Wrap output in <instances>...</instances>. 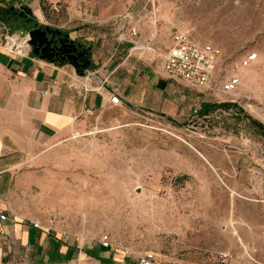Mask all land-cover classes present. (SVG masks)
Returning <instances> with one entry per match:
<instances>
[{"label": "rangeland", "instance_id": "374dc122", "mask_svg": "<svg viewBox=\"0 0 264 264\" xmlns=\"http://www.w3.org/2000/svg\"><path fill=\"white\" fill-rule=\"evenodd\" d=\"M76 2L81 6L70 11ZM44 8L42 25L68 34L73 15L86 21L130 13L158 30L164 50L176 32L219 47L205 94L239 110L207 117L193 110L170 121L112 107L89 118L77 139L51 152L35 147L34 155L1 139L0 159L12 172L42 183L30 192L56 196L59 205L46 207L51 218L43 227L83 235L84 252L109 235L108 256L117 264H137L146 252L156 253L159 264H221L222 251L231 254L227 264H264V131L246 117L264 126V0H71L45 1ZM248 53L258 60L243 69ZM232 74L241 81L234 94L210 90ZM67 264L98 263L82 253Z\"/></svg>", "mask_w": 264, "mask_h": 264}, {"label": "crops", "instance_id": "0c3cea01", "mask_svg": "<svg viewBox=\"0 0 264 264\" xmlns=\"http://www.w3.org/2000/svg\"><path fill=\"white\" fill-rule=\"evenodd\" d=\"M45 1L55 2L57 6L71 0H0V9L29 7L42 25ZM80 6L77 2L71 4L70 11L77 12ZM72 17L68 24L70 38L91 49V71L98 74L94 80L78 78L68 63H50L34 54L30 58H17L3 50L1 45L8 32L28 31L12 28L2 20L0 12V149L1 139H8L15 151L34 155L35 147L42 145L37 152L44 148L54 151L64 142L80 137L89 118L99 119L112 107L125 106L148 118L173 121L193 110L201 116L204 108L216 104L209 100L204 88H193L167 76L162 60L154 54L132 51L129 37L132 28L137 29L144 44L164 48L158 44V30L154 32L141 26L132 14H124L122 18H131L125 20L91 18L85 21ZM173 35L167 49L172 46ZM105 80L108 82L101 90L84 92L85 85L94 88ZM115 92L121 101L118 106L110 103L111 93ZM11 166L0 159V264H67L80 258L82 253L98 264H117L100 245L84 252L83 235H62L43 227L51 218L46 207L59 205L56 196L47 200L35 196L34 190L30 191L42 183L20 180L27 173L12 172ZM50 185L53 192V184ZM1 216H6V220ZM30 221L39 222L42 227L34 228Z\"/></svg>", "mask_w": 264, "mask_h": 264}, {"label": "built area", "instance_id": "2783aa9c", "mask_svg": "<svg viewBox=\"0 0 264 264\" xmlns=\"http://www.w3.org/2000/svg\"><path fill=\"white\" fill-rule=\"evenodd\" d=\"M131 18H120V20ZM129 37L133 43L132 51H140L143 53H151L162 60L165 74L171 78H175L185 82L193 88H205L211 84L214 77L217 63L222 57L220 48L210 44L200 45L194 42L188 32H176L173 35V43L171 48L164 50L151 44H144L137 29L132 28L129 31ZM1 48L17 58H30L33 55L32 46L30 45V36L25 33L8 32L4 38ZM258 60L256 53H248L241 61V68L251 67ZM237 72V71H236ZM97 72L88 70L84 77L87 80L97 78ZM108 80L102 81L97 87L90 88L85 85L84 92L98 91L104 88ZM241 84L240 78L234 74L226 79H218L213 88V93L234 94ZM110 103L114 106L121 104L117 92L111 93ZM2 220H6V216H1ZM34 228H41L42 225L36 221H30ZM102 249L113 250V244L109 235H103L99 241ZM129 253V252H128ZM217 259L221 264H227L231 260L230 252L222 251L217 253ZM137 264H159L156 253L146 252L137 258Z\"/></svg>", "mask_w": 264, "mask_h": 264}, {"label": "water", "instance_id": "95a60500", "mask_svg": "<svg viewBox=\"0 0 264 264\" xmlns=\"http://www.w3.org/2000/svg\"><path fill=\"white\" fill-rule=\"evenodd\" d=\"M6 14L10 15V18L14 20V23L17 26L26 25L32 27L31 29L28 28L27 31L30 36V45L32 46V51L35 56L50 63H55L51 54L49 53L51 52V41L48 39V35H51L53 38L64 36V39L62 40V51L63 53L70 55L68 56L66 62L61 64L68 63L80 77H84L85 72L91 70V49L78 52L77 48L74 47L76 42L71 40L70 34L66 33L63 35V31L61 30L40 25L39 22L34 21V15L29 7L24 6L15 8L14 6H11L6 10ZM65 44H69V46L74 47V49L66 51L64 47L67 45Z\"/></svg>", "mask_w": 264, "mask_h": 264}, {"label": "trees", "instance_id": "16d2710c", "mask_svg": "<svg viewBox=\"0 0 264 264\" xmlns=\"http://www.w3.org/2000/svg\"><path fill=\"white\" fill-rule=\"evenodd\" d=\"M0 12H1V14L3 15L2 20H3L4 22H6L7 24H9L12 28L18 27V26L14 23V20L11 19L10 16L6 14V9H5V10H4V9H0ZM90 55H91V51H90ZM218 109L223 110V111H230V110H232V109L239 110V109H238V106H237L236 104L225 102V103L213 104V105H211V106H208V107L204 108V109L202 110L201 116H203V117H204V116H209L210 113H212V112H214V111H216V110H218ZM241 111H242V113L245 114V112H244L243 110H241ZM246 117H247V119H249L250 124H251L253 127H255L256 129H259V130L264 131V126H263L261 123H259V122L255 121V120H253V119L250 118L249 116H246ZM236 120L239 121L240 118H236ZM170 121H172V120H170ZM263 133H264V132H263ZM263 135H264V134H263Z\"/></svg>", "mask_w": 264, "mask_h": 264}, {"label": "flooded vegetation", "instance_id": "af4514ba", "mask_svg": "<svg viewBox=\"0 0 264 264\" xmlns=\"http://www.w3.org/2000/svg\"><path fill=\"white\" fill-rule=\"evenodd\" d=\"M28 18H30V17H28ZM34 21H36V20H34ZM25 27L29 28V29L32 28V27L26 26V25H25ZM65 34H66V32H63V35H65ZM48 39L51 41V46H50L51 52H49V53L51 54L55 63L61 64V63L66 62V60L70 54L63 53V51H62L63 50L62 49V46H63L62 40L64 39V36H59V37L53 38L51 35H48ZM65 45H67L64 47V49H66V51L73 50L74 47L77 48L78 52H82V51L87 49L86 47H84L82 44H80L78 42H76V44H74V47L69 46V44H65Z\"/></svg>", "mask_w": 264, "mask_h": 264}]
</instances>
